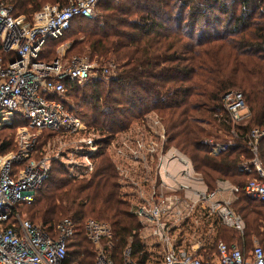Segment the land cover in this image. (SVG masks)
<instances>
[{"label": "trees", "instance_id": "trees-1", "mask_svg": "<svg viewBox=\"0 0 264 264\" xmlns=\"http://www.w3.org/2000/svg\"><path fill=\"white\" fill-rule=\"evenodd\" d=\"M0 1L11 5L16 15L29 16L45 3L64 6L68 2ZM233 1L238 6L231 10L227 0H106L98 3L103 13L73 21L69 31L76 23L77 27L68 52L90 57V62L96 59L97 64L112 68L114 75L93 79L83 87L67 81L64 96L56 98L71 96L75 104L68 106L63 100L66 106L88 117L89 125L104 139L99 141L101 149L89 177L75 178L66 167L54 162L35 201L20 208L50 234L63 218H71L75 235L68 245L65 264H95L94 244L84 229L89 218L112 227L110 252L117 263L122 262L124 249L130 244L133 261L149 264V254L140 239L141 224L121 191L114 162L103 149L115 133L152 110L164 120L166 148L174 146L186 154L210 191L216 189L219 180L239 186L231 206L244 218L246 228L241 235L221 225L227 229L224 239L233 242L228 244L247 249L255 243L264 246V202L251 198L244 189L256 176L253 170L244 168L245 162L250 163L254 157L249 149L250 132L253 128L264 130V0ZM64 37L49 42L40 59H55L54 44ZM0 56L6 61L15 58L14 53L2 47ZM103 67L97 68L100 74ZM144 81L166 90L172 95L171 101H157ZM142 91H147L148 101L141 102L140 112L114 124L105 120L113 106L133 105L132 96ZM229 92L242 93L251 112L236 125L225 121L228 114L222 97ZM21 125H26L25 118L17 115L0 132H17ZM43 135L39 147L48 136L46 132ZM14 140L12 135L1 139L0 153L15 148ZM216 143L227 146L214 154ZM258 157L264 169V136L259 142Z\"/></svg>", "mask_w": 264, "mask_h": 264}, {"label": "built area", "instance_id": "built-area-1", "mask_svg": "<svg viewBox=\"0 0 264 264\" xmlns=\"http://www.w3.org/2000/svg\"><path fill=\"white\" fill-rule=\"evenodd\" d=\"M100 1L45 4L29 17L16 15L11 5L0 1V47L15 55L10 61L0 56V128L11 124L17 115L26 121L17 129L15 148L0 153V264H65L67 259L68 245L75 235L73 221L63 218L50 234L20 208L35 201L54 162H60L75 178L89 177L95 170L99 141L104 136L87 127L56 97L64 96L67 81L87 83L110 73V69L103 67L100 75L92 76L96 68L88 59L76 55L71 60L56 57L44 61L40 56L49 42L64 37L76 18H92ZM222 105L228 114L225 121L233 125L251 115L242 93H226ZM145 128L149 132L143 135L147 136H139L141 130L131 128L128 141L114 144L118 140L115 136L107 148L112 144L115 147L112 159L121 183L133 196L131 212L142 224L141 239L150 247L162 248L159 264H264V246L258 243L247 249L220 240L209 252L176 242L174 226L184 224L193 215L209 218L217 214L222 225L243 235L246 222L231 206L236 200L231 195L236 196L240 188L219 180L216 189L210 191L186 154L173 146L166 148V128L158 114L154 113ZM44 132H48V139L39 147ZM263 136L264 130H251L249 149L254 157L244 164L245 170L256 173L245 185V192L262 202L264 169L258 147ZM226 146L216 143L212 152L217 154ZM227 193L230 197H220ZM84 229L95 245V264H136L130 247L124 251L121 263L115 261L110 252L114 232L109 224L88 219Z\"/></svg>", "mask_w": 264, "mask_h": 264}, {"label": "rangeland", "instance_id": "rangeland-1", "mask_svg": "<svg viewBox=\"0 0 264 264\" xmlns=\"http://www.w3.org/2000/svg\"><path fill=\"white\" fill-rule=\"evenodd\" d=\"M103 1H106V0H101L99 2V4L101 5L103 3ZM227 1H228V6L230 7L231 10H233V8L238 6V4L237 3L235 4L233 0H227ZM45 4L47 5V4H53V3H45ZM99 4L95 8L94 15H97L98 13L99 14L103 13L100 10V5ZM25 16L29 17V15H25ZM76 27H77V23L75 24L73 29H71L66 34L64 39H62L61 41H58V42H56L54 44V47H53L54 54L52 55V58L57 56V57H61L63 59L71 60L72 57L76 56L74 51L68 52V50H67L68 47H70V45L72 43V39H73V35L72 34L76 30ZM81 57L84 58V59H88V61H90L89 60L90 57L88 58L85 55H82ZM92 63L94 64V66L96 68V73L95 72H91V75L92 76L100 75V71L97 68H102L103 66L97 64L96 59L92 60ZM112 75H114V72H113L112 69H110V73H107L105 76L102 75V77L105 79V78H107L106 76L110 77ZM91 81H93V80H90L87 83H89ZM87 83H82V84H80V86L83 87ZM144 85L148 88L149 91H151V92H153L155 94V99H157V101H162V102L171 101L172 95L169 94L166 90H163V89L159 88L158 86L154 85L152 82H149V81H144ZM132 99H133L132 100L133 101V105H130V106H128V105L127 106H113L111 108V110H109L106 113L105 120L107 122H110V123L114 124L115 122H119L118 120L125 119V118L128 119V116L130 114L132 115L133 112L134 113L140 112L141 108H142L141 102H143V100L144 101H148L147 91H142V92L138 93L137 95H133ZM63 100H65L67 102L68 106L69 105L72 106L73 104H75V102H74V100H73V98L71 96H65V98H63ZM154 113L158 114L159 117L162 118V116H160V114L157 113L154 110L142 115L139 119H136L133 122L131 121V123H130V125H129V127L127 129H125V130H123L121 132L115 133L114 137L116 136V138H118V140H117V142H113V143L114 144H118V143H123L124 141H128L130 139L131 133H132L131 132V128H135L137 131L141 130V132L138 133L139 136L143 135V133H148L149 130L146 129L145 127L148 128L149 124H151V117L154 115ZM77 114H80L79 116L86 122L87 127H90L91 129H94V130L97 131L96 128H94V127L89 125V118L88 117L82 115L83 113H81V112H79ZM15 133L17 134L16 131H13V132L12 131L9 132L7 130L6 131H1L0 132V140L3 139L4 137H6L7 135H12V137L14 136L16 138V134ZM47 134H48V132H46V135ZM143 136L145 137L147 135H143ZM150 136H152V135H150ZM150 136H148V137H150ZM41 137H45V135H43V136L41 135L40 138ZM99 137L103 138L101 135ZM151 138H155V137H151ZM47 139H48V137H47ZM47 139H46V141H47ZM68 140H70V139H68ZM111 140H110V142H111ZM231 141H233V140H230V142ZM110 142L107 143V145L104 147L103 150L112 159L113 156L111 155V153H112V151H113V149L115 147L113 146V144L112 145L110 144L111 145V146L109 145L110 148L109 147L107 148V146H108V144ZM100 147H101V145H100ZM97 159L98 158L96 157V162H97ZM112 161H113V159H112ZM58 163H60V162H58ZM119 180H120V177H119ZM120 184H121V187H122L121 191H123L125 199L127 201H129V203L131 205V203H133V196H132V194H130V190H127V188L124 187V185L121 183V181H120ZM206 209L208 210V207ZM204 212H205V210H204ZM65 218H70V217H65ZM89 219H94V218H89ZM138 220L140 222L139 218H138ZM99 222H103V221L99 220ZM104 223L109 224L107 222H104ZM140 224H141V222H140ZM221 225L222 224L220 223L217 214H215V215H213L212 217H209V218L208 217H204V218L202 217L201 218L198 215H196V216L193 215V217L188 218L187 221L184 224L175 225L174 226V232H173L174 239L180 245H184V246L186 245L189 248H192L194 246L196 251H202V250H204L206 248L208 251L212 252L215 249L216 243L218 241H220V240L225 241L227 243H233V242H228V241H226V239H224V238H227V236H225V233H226L227 229L223 228ZM143 231L144 230H143L142 224H141L140 233L142 234ZM140 239H141V237H140ZM141 241H142V244L144 245L145 251L148 252V254H149V258L150 259H149L148 263L149 264H159L160 263L159 261H160L161 255H162V253H161L162 252V248H160L159 246L150 247V246L145 244V241L143 239H141ZM148 244H152V242H148ZM103 245H105V241L103 242ZM93 247H94V250H95V245H93ZM128 247L131 248V245L129 244L127 246V248ZM127 248H125L124 251ZM74 264H76V263H74Z\"/></svg>", "mask_w": 264, "mask_h": 264}, {"label": "crops", "instance_id": "crops-1", "mask_svg": "<svg viewBox=\"0 0 264 264\" xmlns=\"http://www.w3.org/2000/svg\"><path fill=\"white\" fill-rule=\"evenodd\" d=\"M221 181H223V180H221ZM228 180H225L224 182H227ZM229 182V181H228ZM206 185V184H205ZM202 186V185H201ZM204 186V185H203ZM207 186V185H206ZM204 188H205V186H204ZM221 198H227V197H230V194H222L221 196H220ZM231 197H233V199H236V198H234V197H236L234 194H233V196L231 195Z\"/></svg>", "mask_w": 264, "mask_h": 264}]
</instances>
